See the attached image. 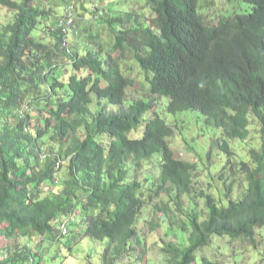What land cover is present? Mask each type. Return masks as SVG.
I'll return each mask as SVG.
<instances>
[{
  "label": "trees",
  "instance_id": "1",
  "mask_svg": "<svg viewBox=\"0 0 264 264\" xmlns=\"http://www.w3.org/2000/svg\"><path fill=\"white\" fill-rule=\"evenodd\" d=\"M86 1L0 0L13 14L0 26V264H51L86 239L105 244L100 264H122L135 258L142 215L151 234L166 224L187 235L185 246L161 248L165 264H195L214 237L247 245L264 264V0H240L249 12L210 24L197 0H140L149 19L141 9L99 14L98 0L88 13ZM66 6L75 17L97 15L99 32L84 30L82 49L71 43L78 32L57 25ZM128 59L149 97L126 104L136 83L124 74ZM186 113L221 133L203 154L191 147L198 135L184 137ZM252 127L258 144L239 157L230 142H246ZM178 129L195 161L176 159ZM213 152L224 163L215 165ZM228 167L244 182L239 199L233 183L223 199L210 192Z\"/></svg>",
  "mask_w": 264,
  "mask_h": 264
},
{
  "label": "rangeland",
  "instance_id": "2",
  "mask_svg": "<svg viewBox=\"0 0 264 264\" xmlns=\"http://www.w3.org/2000/svg\"><path fill=\"white\" fill-rule=\"evenodd\" d=\"M209 0H197V12L203 16L205 19L204 22L206 24H210L215 22V16H232L233 14H242L250 11V6L240 0H233L228 2L227 0H210L211 4L208 3ZM140 0H98L96 3L97 11L99 14H102V11L108 7L109 9H114V12L119 14L120 12L132 11L135 9H141V12L144 17L152 18L150 15V11L143 3H139ZM91 3V4H90ZM87 0L85 2L88 13L93 10L92 1ZM63 12V7L58 8L55 11L56 16L59 18ZM100 16V15H99ZM13 14L6 11L4 8H0V26L3 25L6 21L11 19ZM97 15L94 17L87 14L85 17L80 16V12L76 11V17L74 21L73 28L69 29V34L73 37L76 32H78V36L72 39V44L79 46V49H82L83 41H85L86 33L84 30L91 32L92 34L97 35L99 32V22L97 20ZM107 33L102 30L101 40H105L107 38ZM107 46V43L105 44ZM124 74L130 76L135 80L134 89L128 91L127 93V101L129 102L138 100L140 98L149 97L147 83L144 77V74L137 67L136 63L133 59H128L123 63ZM93 110L96 109L94 106L91 107ZM119 108L117 107H108V110L117 111ZM27 111L23 109L22 114L25 115ZM184 116L193 117L191 120L188 117H183L186 120V123L183 125L185 129H189L187 133L184 134L186 140L188 142L191 141L193 137L198 135V140L191 143V147L197 152L199 155L203 154L210 146L211 140L215 138H221V133L219 131L214 130L213 128H208L204 125V118L196 113H186ZM162 117H165L163 115ZM172 118L167 117L166 121L172 123ZM183 131V130H182ZM258 130L255 128H251L250 136L246 142L238 145L239 141L230 142V147L235 151L237 156L243 157L247 154L248 150L252 146H256L258 144L257 138L253 137V133ZM133 138L135 136H141V125L138 126L136 133L130 134ZM177 136V137H175ZM175 136L170 139L171 148H174V155L176 159L186 160V161H195L197 155L192 152L188 147L183 145L179 139L181 138L179 129L176 131ZM238 145V146H237ZM236 148V149H235ZM225 161V156L220 152H213V162L215 165L219 166ZM237 161V160H236ZM154 167L152 170V174H155V170L158 165V155L154 156ZM151 176V173H147L146 177ZM225 182L220 181L219 179H214L211 181L212 189L210 192L216 190L215 196L223 199L225 187L233 183V190L231 194L232 199H239L240 187L243 188V181L239 177L238 174L235 173V169L228 167L227 171L224 174ZM201 186L203 189L208 190L207 181L201 182ZM74 216V215H73ZM171 216V215H170ZM140 221L137 222L138 228L141 230V237L137 239V241L132 243L134 248L133 254H135V258L131 260H125L122 264H165L161 259V248L166 244L172 243L174 245L181 244L180 247L185 246L183 244L182 239H185L187 235H184L178 227L174 229V231H170V227L166 224H162L154 233L148 232V227L145 223H143V219H145V215L140 217ZM80 216H74L71 219L70 229L75 231L74 224L76 221H80ZM172 219V218H171ZM173 220V219H172ZM175 221V220H173ZM178 225L179 222L177 221ZM169 230V231H168ZM184 237H181L183 236ZM47 246L46 243L43 244ZM105 244L102 243H94L90 240H83V243L69 251L68 249H64V251H60L58 253L59 258L53 261L51 264H100V254ZM49 252L53 253L57 250V245H48ZM68 251V252H67ZM236 251V252H235ZM67 254V256L72 255L69 259H64L61 262L62 253ZM235 254H237L235 256ZM195 264H202V260L206 259L212 263L219 264H254L258 256L256 252L251 251L247 245H243V243L239 241H233L226 237L224 238H211V242L207 247L202 248L201 250L195 253ZM47 257H45V263H48Z\"/></svg>",
  "mask_w": 264,
  "mask_h": 264
},
{
  "label": "built area",
  "instance_id": "3",
  "mask_svg": "<svg viewBox=\"0 0 264 264\" xmlns=\"http://www.w3.org/2000/svg\"><path fill=\"white\" fill-rule=\"evenodd\" d=\"M73 17H74V14H73L72 7L66 6L65 10L63 12V16L58 22V26L60 28L70 27L73 23ZM62 229H63V227H62Z\"/></svg>",
  "mask_w": 264,
  "mask_h": 264
},
{
  "label": "clouds",
  "instance_id": "4",
  "mask_svg": "<svg viewBox=\"0 0 264 264\" xmlns=\"http://www.w3.org/2000/svg\"><path fill=\"white\" fill-rule=\"evenodd\" d=\"M0 7H2V6H0ZM73 14H74V17H73V23H72V25L70 26V27H67V28H61V29H64V30H68V33H69V29H71V28H73V26H74V21H75V13L73 12ZM63 16V15H62ZM62 18V17H61ZM60 18V19H61ZM60 19H58V21H57V25H58V22H59V20ZM59 27V26H58ZM60 28V27H59ZM81 54H83V53H81ZM84 73H81V75H83ZM202 86V85H201ZM26 111H28L27 109H25ZM133 138H135V139H139V136H135V137H133ZM65 231V230H64Z\"/></svg>",
  "mask_w": 264,
  "mask_h": 264
}]
</instances>
